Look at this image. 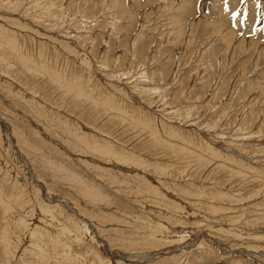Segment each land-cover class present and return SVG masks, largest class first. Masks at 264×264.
<instances>
[{
  "label": "rangeland",
  "instance_id": "obj_1",
  "mask_svg": "<svg viewBox=\"0 0 264 264\" xmlns=\"http://www.w3.org/2000/svg\"><path fill=\"white\" fill-rule=\"evenodd\" d=\"M0 264H264V0H0Z\"/></svg>",
  "mask_w": 264,
  "mask_h": 264
}]
</instances>
